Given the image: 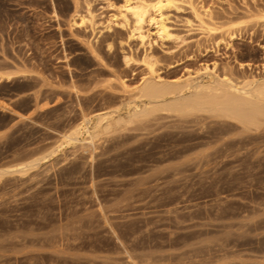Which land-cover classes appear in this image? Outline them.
<instances>
[{
    "label": "rangeland",
    "instance_id": "rangeland-1",
    "mask_svg": "<svg viewBox=\"0 0 264 264\" xmlns=\"http://www.w3.org/2000/svg\"><path fill=\"white\" fill-rule=\"evenodd\" d=\"M122 1L0 0V169L52 153L0 175V264H264V127L159 111L64 138L123 115L147 64L264 79V0H163L138 29Z\"/></svg>",
    "mask_w": 264,
    "mask_h": 264
},
{
    "label": "bare ground",
    "instance_id": "bare-ground-1",
    "mask_svg": "<svg viewBox=\"0 0 264 264\" xmlns=\"http://www.w3.org/2000/svg\"><path fill=\"white\" fill-rule=\"evenodd\" d=\"M163 4V0H123L115 16L124 20L130 16L135 29H138L150 11L159 10ZM108 7L112 9L113 5L108 4ZM74 12L72 25L81 24L87 19L79 15L77 10ZM76 16L79 22L76 21ZM146 69L148 76L135 88L136 98L126 104L123 115L116 117L112 115L114 111L98 114L94 122L86 117L79 128L65 135V143L73 145L87 140L89 144H93L101 135L115 131L116 127L146 119L159 111L185 117L197 113L209 114L235 121L245 131L264 127V79L246 82L237 87L228 78L212 75L213 69H206L204 72L210 80H204V76H189L171 81L161 79L151 64H147ZM51 154L33 158L20 164L18 168L0 169V175L11 172L27 173Z\"/></svg>",
    "mask_w": 264,
    "mask_h": 264
}]
</instances>
